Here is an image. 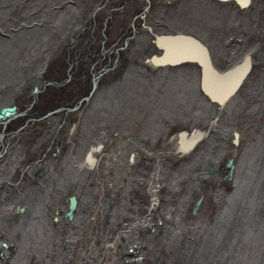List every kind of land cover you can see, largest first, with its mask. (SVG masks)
<instances>
[{
  "label": "bare ground",
  "instance_id": "6f19581e",
  "mask_svg": "<svg viewBox=\"0 0 264 264\" xmlns=\"http://www.w3.org/2000/svg\"><path fill=\"white\" fill-rule=\"evenodd\" d=\"M65 1L43 0L40 3L44 11H53L51 13H54L55 19L60 22L62 20V23L65 22L63 16L69 15L71 20L68 23V32L62 38L59 37L61 40L56 41V44L49 49L50 51L44 58L47 63L42 64L43 67L40 71L37 69L38 71L34 77H31V74L30 76L26 75L9 82L10 85L0 87V106L15 105L19 112L21 108L34 101L39 102V107H43L49 101L57 99L64 105L72 104L71 98L63 100L60 95H56L59 87L54 89V87L49 88L47 86L54 79V72L56 70H66L68 67L72 70L76 69L74 87L77 94L73 98L74 102L78 100V97L82 95V91L88 86V79L91 73L94 72V70L90 71L89 68L95 64L93 61L95 59L99 61L96 69L101 70L108 65L101 60L102 56L117 58L115 59V66H112L99 80L98 86L87 100L80 117L78 112L71 111L63 119L61 114L51 113L49 108L46 118L29 123L27 126L22 123L24 127L18 131H16L17 128L21 126L20 116L0 122V148H2V150L0 149V187L3 183L6 184L2 187L3 190L0 188V241L6 242L9 246L13 245V249L4 254L10 256L5 261L10 258L8 260L10 264H34L33 261L35 259L37 261L39 256L38 261L43 262V259H48L46 262L50 264H76L77 260L85 256L82 248L85 247L87 240H90L85 236L93 227L97 212L100 213L101 218L97 219L99 234L93 247L91 264H101L107 253L112 251L110 249L112 245H114L115 255L113 264L123 263L122 260L129 257V252L134 253L132 256L138 255L140 257L143 256V252L147 253L149 259L154 258L152 261L146 260L149 264H216L217 262L222 264V260L225 262L227 259L232 260L236 256L242 255L245 251L243 249L246 248L244 247L245 243L248 246L247 251L244 252L246 253L245 258H249V255H252L250 251L253 248L248 244L249 232L264 224V220H261L262 217L259 216L261 211L256 214L259 210L249 209L250 207H247V209H241V206L234 208L235 205H238L236 200L233 201L230 195L227 194L226 189L218 185V181H212V178L211 180L208 178V175L205 174L207 170L204 174L200 173L199 170H195L202 165L200 162L205 157L201 159L200 157L203 154L209 158V161L215 162L218 161V157L221 155L220 152H222L223 156L226 154L229 156L230 154V158L233 157L234 187H244L254 173L258 175L259 172L257 173L256 170L261 165H258L259 162L262 160V164H264L262 141L255 139L257 134L264 137V61L262 64L254 65V62H251V58H249L245 60L244 64L237 66L231 73H228L226 68L212 67L214 59L212 60L211 55L209 56L210 53L208 54L201 44L199 45L198 37L194 40L195 42L188 39L187 36L177 39L164 37L161 39L158 31H162L165 27L155 23V19H152L153 23L150 22L151 16L147 18V14H151L149 11L160 1L165 2L166 0H77L69 3ZM172 1L178 3L174 6L175 9H178L174 26L178 25L187 32H195L200 37L203 36L202 38L216 44L219 50L227 48L220 45L216 32L207 31V28L202 27V21H205L206 27H210L216 17L214 15L211 17L202 15L203 12H209L204 9L205 5L199 4L196 7L191 5L187 6L186 10H181L186 2L193 0ZM239 1L245 6L246 0ZM200 2L210 3L211 0H200ZM65 5L74 8V11L58 15V11L55 9H62ZM195 9L199 12H193ZM245 11L240 15L244 19L247 17ZM139 17L138 27L134 24ZM146 18L149 23L145 24ZM252 20L250 22L247 18L245 22L250 28L255 25ZM21 24H19V27ZM141 25L143 28H141ZM146 25L149 30L158 35L151 37L148 29L142 31ZM176 28L178 29V27ZM133 33L134 38L130 40L128 35ZM226 34L228 33L226 32ZM239 37L245 39L247 34L241 32ZM237 39L238 35H233V40H231V35H228V49L225 54L226 58L230 60L229 62L239 61L244 57L245 52L240 57L241 53L236 54L235 47L241 45L236 44ZM152 40L154 46L148 49V52H144L143 49L141 51L142 46L149 45ZM242 46L237 49L238 52L245 49L246 46ZM103 48L109 50L107 52L109 55L102 51ZM161 54H163L161 57L162 64L175 62L172 67H169L170 65L159 66L153 64L152 58ZM214 55L217 58L219 57L222 63L220 54L215 53ZM234 57L235 59H233ZM186 59L194 61L183 62ZM229 62L222 64L225 65ZM6 63L9 62L6 61ZM250 66L254 67L250 75V77H253L251 84H248L249 80L244 84H238L240 80H243L245 74L250 71ZM202 75L205 80V89L218 100L217 103L207 100L205 93L201 91L198 79ZM0 76L2 77V75ZM152 81L157 83L158 88L153 86ZM72 86L70 83L69 87H66L67 97H69L68 93ZM148 86L151 95L147 93L142 95V89L145 87L147 89ZM164 86H167V94L157 95L158 91H163ZM35 87L42 89L40 101L32 96ZM235 87L233 95L227 96ZM47 94L52 97L49 101ZM144 96L147 98H144ZM136 97L137 101L131 106L132 113L124 114L122 108L126 105L124 104L125 99L133 100ZM222 100L224 101L222 102ZM196 102L199 104L194 108ZM157 109H161L159 110L161 114L157 113ZM164 110L167 112L165 111V113ZM155 118H158V120H155ZM77 121L78 124L72 129L71 133L68 129ZM4 126L5 130L3 132L2 128ZM191 128L194 132L202 130L205 133V138L202 140L203 142H199L190 155L179 159L170 156L163 161H151L148 152L152 148L160 149L164 147L163 145L167 142V139L175 131H183L191 135ZM225 132L228 133L227 136L231 140L234 132L239 135L237 146L231 144L228 146L229 139L225 136ZM101 135H103L102 138ZM64 137H68L69 140L64 142ZM123 137H125L124 141ZM174 142H177V140H174ZM209 142H213V146L207 145ZM215 142H218V146L217 143L214 145ZM120 143L129 145L123 149L121 148L122 151L116 159L115 169H109V166L113 163L112 160H110L108 167L102 165L99 172L84 165L87 161L88 151L93 152V158L99 161L105 159L104 154L111 148L118 147ZM133 143L135 147L131 145ZM142 145L143 147H141ZM200 148L202 149L201 153H199ZM137 149L145 150H142L141 155L136 159H134L135 154L131 155L135 162L134 165H130L125 161V156ZM185 160L192 163V165H187L190 167L187 176L193 184L195 183L194 191H191V186L185 179L187 168H178V166L185 163ZM160 163H164L161 169V180H159V185L156 188L152 187L151 189L152 194L158 201V204L154 206L148 203L150 197H148L145 186H142V184L144 179L155 171L153 169L156 166L159 168L158 164ZM37 169L40 170L37 171ZM34 171H37L36 175L38 176L35 177ZM42 171L43 173H41ZM111 172L112 175H110ZM217 174H219L217 177L220 178L222 172L220 171ZM29 177H32V179L30 180ZM202 178H204L203 182ZM185 181L186 185L184 184ZM93 183L100 185L101 188L96 187L98 190L93 191ZM137 187L139 188L135 189ZM118 188H122V192L125 193L121 196L124 200L119 202L125 205L124 208L119 207L124 211L119 218L111 216L110 211L104 208L101 211V205L99 206L97 202L100 199L99 203L102 204L106 196L119 195V192L116 191ZM185 188H188V190L183 192ZM69 189H71L70 194L73 193L78 199L77 208L73 213L74 218L66 225L61 224L56 228L58 236L54 237L49 234L45 238V234H48L49 231L43 223H49L53 210L57 213L60 209L59 204H55L54 200L57 203L62 202L63 198L67 197L66 193ZM190 192H193L192 197ZM198 192H204L206 195L205 203L210 209L207 206L201 208L195 215L196 218L190 220L191 224L186 220V223L180 227L177 223L164 227L161 222L164 219L166 222L176 220L177 217L173 215L180 208L184 207L185 211L191 214L192 206L200 194ZM242 193L244 194V192ZM80 195L82 196V203L80 202ZM163 197L167 199L164 200ZM39 201L46 205L45 211L49 209L48 214L43 212L38 215V212L32 210L31 207L27 209V206L36 205ZM8 202H12L14 205L5 209L4 205ZM15 205H17L19 211L21 209L19 206L26 207L25 214H23L24 212L17 213L18 215L23 214L20 218L13 216L12 211ZM147 207L153 210L147 212ZM144 208L146 209L145 214L143 213ZM9 209L12 211H9ZM137 209L138 212L134 211ZM126 212L132 213V216H127ZM147 214L155 216L150 218ZM85 220H87V223ZM218 221H221L220 225L217 224ZM9 224L12 225L13 232L11 233L13 234L3 231V226ZM233 224H236V226L230 228L229 226ZM200 225L205 227H200ZM238 226L237 233L232 235L231 231ZM85 227L88 228L83 232ZM148 227L154 229L153 234V230L147 229ZM179 228H182L183 235H188V239L181 237ZM17 229H21V233H18ZM225 231L228 232L229 237L222 240ZM219 233L221 241L218 239ZM37 236H40L41 242L39 244L35 241ZM24 240L28 243H25ZM153 240L155 242V254L153 251H147L150 250L148 245H152ZM125 241L127 244L123 245ZM227 241L230 246L232 244L234 246L244 244L243 247L237 248L236 253H231L233 248L227 249L225 247ZM22 243L29 248L26 249V253L23 255L18 254L21 249L22 251L25 250L24 247L21 248ZM215 252L219 256L217 262L212 259ZM56 256L57 260H55ZM68 258L69 262H67ZM2 260L4 261V259ZM259 260L260 263L264 264V250ZM259 260L256 264H259ZM124 262L131 264L129 260ZM139 262L141 263V261ZM227 263L229 262L227 261ZM132 264L137 263L133 262Z\"/></svg>",
  "mask_w": 264,
  "mask_h": 264
},
{
  "label": "rangeland",
  "instance_id": "374dc122",
  "mask_svg": "<svg viewBox=\"0 0 264 264\" xmlns=\"http://www.w3.org/2000/svg\"><path fill=\"white\" fill-rule=\"evenodd\" d=\"M30 1V2H28ZM40 1V2H39ZM69 2H75L77 0H66ZM65 1V2H66ZM41 2H43V0H0V33L2 32V34H0V75H2V77L0 76V87L3 86V85H10L11 81H14L17 80L18 78L20 77H25L26 75H29L30 74L32 75L31 77H34L36 75V72L39 70H41V68L43 67L44 63H47V61L45 62L44 58L46 56V54L50 51L49 49L51 47H53L55 44H56V41H60L62 38V36L68 32V23H70V18H69V15L66 14L64 15L66 12L68 11H74V8H70V7H67V5H65L62 9L61 8H56L55 10L58 11L57 14L58 15H64L63 18L65 19V22L62 23V20L61 22L59 20H56L55 19V16H54V13H51L53 11H44V8L41 7ZM3 5V6H2ZM26 7V8H25ZM10 8V9H9ZM8 9V10H7ZM15 9V10H14ZM33 9V10H32ZM41 9V10H40ZM24 10V11H23ZM54 10V11H55ZM5 11V12H4ZM16 11V12H15ZM19 11V12H18ZM40 11V12H39ZM24 12V13H23ZM13 13V14H12ZM23 14V16H22ZM35 15V16H34ZM44 15V16H43ZM26 16V18H25ZM34 17V18H33ZM7 19V20H5ZM20 19V20H19ZM27 19V20H26ZM34 19V20H33ZM36 19V20H35ZM40 19V20H39ZM48 19V20H47ZM140 20V17L138 18ZM138 20V21H139ZM9 21V22H8ZM24 23H23V22ZM5 22V23H4ZM18 22V23H17ZM26 22V23H25ZM33 22V23H32ZM22 23V24H21ZM46 23V24H45ZM18 24V25H17ZM19 24H21V26L19 27ZM29 24V25H28ZM31 24V25H30ZM44 24V25H43ZM11 25V26H10ZM17 25V26H16ZM25 26V27H24ZM43 26V27H42ZM8 28V29H6ZM40 31V32H39ZM14 32V33H13ZM25 32V33H24ZM47 35H46V34ZM53 33V34H52ZM58 33V34H57ZM5 34V35H4ZM35 34V35H34ZM43 34V35H42ZM180 33H177V34H174V33H169V34H165V35H161V36H175V35H178ZM186 34V33H184ZM59 35V36H58ZM21 36V37H20ZM36 36V37H35ZM47 36V37H46ZM160 36V37H161ZM51 37V38H50ZM60 37V38H59ZM21 38V39H20ZM89 38V37H88ZM54 39V40H53ZM57 39V40H56ZM6 40V41H5ZM32 41V42H31ZM42 41V42H41ZM55 41V42H54ZM45 42V43H44ZM47 42V43H46ZM36 43V44H35ZM39 46V47H38ZM6 47V49H5ZM9 48V49H8ZM143 47L141 48V51H142ZM148 47L144 48L143 51L144 52H148ZM3 50V51H2ZM45 50V52H44ZM23 51V52H22ZM37 51V52H36ZM25 52V53H24ZM103 52H105L107 54V52H109V50H103ZM3 53V54H2ZM14 53V54H13ZM33 53V54H32ZM31 54V55H30ZM42 54V55H41ZM2 55V56H1ZM23 55V56H22ZM109 55V54H107ZM163 54L161 55H158V58L162 57ZM33 56V57H32ZM10 57V58H9ZM3 58V59H2ZM21 58V59H20ZM33 58V59H32ZM36 58V60H35ZM47 58V57H46ZM7 59V60H6ZM25 59V60H24ZM17 60V61H16ZM9 62V63H6ZM21 61V62H20ZM32 62V63H31ZM147 62V61H146ZM23 63V64H22ZM11 64V65H10ZM25 64V65H24ZM30 64V66H29ZM38 64V65H37ZM43 64V65H42ZM9 65V66H8ZM22 65V66H21ZM169 65L168 64H165V65H161V66H167ZM37 66V67H36ZM41 66V67H40ZM4 67V68H3ZM92 67V65H91ZM17 68V69H16ZM90 68V67H89ZM12 69V70H10ZM16 69V70H15ZM38 69V70H37ZM4 74H3V73ZM55 73V72H54ZM162 73V72H161ZM159 73V74H161ZM9 75V77H8ZM12 75V76H11ZM4 76V77H3ZM15 76V77H13ZM6 77V78H5ZM12 78V79H11ZM201 76L199 77L198 81L200 80ZM47 81V80H46ZM153 83V81L151 82ZM153 86H155V88H158L157 87V83H153ZM5 87V86H4ZM34 90V89H33ZM32 90V91H33ZM31 91V92H32ZM75 92V91H74ZM161 91H158L157 92V95H163V94H167V86H164L163 87V91L160 93ZM149 94L151 95L150 93V87L148 86L147 89L146 87L144 89H142V95H145V94ZM31 95V94H30ZM181 97V96H180ZM128 98V97H127ZM144 98H147L146 96H144ZM134 101V102H133ZM135 101H137V97L134 98L133 100L132 99H125L124 101V105L123 108H122V112L124 114H128V113H132V109H131V106L133 105V103H135ZM198 102H196L194 104V108H196L198 106ZM4 106H9V105H4ZM1 107V106H0ZM130 107V108H129ZM129 108V109H128ZM264 109V108H263ZM130 110V111H129ZM157 113L161 114L159 112V110L161 109H157ZM170 110V108H169ZM166 110H164L165 112ZM264 111V110H263ZM126 112V113H125ZM167 112V111H166ZM165 112V113H166ZM74 116V114H73ZM75 119V118H74ZM153 120V118H152ZM155 120H158V118H155ZM67 123V122H66ZM25 124V123H24ZM192 129V128H191ZM191 132H193L194 130H190ZM178 132V133H177ZM180 134L182 132L180 131H175L174 134ZM200 133H204L202 130H200ZM205 134V133H204ZM220 134V133H218ZM103 135H101V138H102ZM218 137V135H216ZM205 138V136L203 137V139ZM69 138L68 137H64V142L68 141ZM125 140V137H123V141ZM109 141V140H108ZM107 141V142H108ZM168 142V140H167ZM167 142L163 145L164 147L158 149V150H155V151H158L159 154H158V158L160 159L161 157H163L164 155L166 154H162L161 152L166 148L167 146ZM232 143V141H230ZM201 143V142H200ZM213 142H209L207 145H210V146H213L212 144ZM217 143V146H218V142H215L214 145H216ZM230 145V143H229ZM143 147V145L141 146ZM170 147H171V151L173 152L174 151V147L172 146V144H170ZM209 147V146H208ZM143 151L145 149H142ZM142 150H135L133 153H128V155L125 156V161L127 163H130L134 165V159H136V157H138L139 155H141L140 153L142 152ZM169 151V152H168ZM263 151V150H262ZM202 152V149L200 148L199 149V153ZM166 153L168 154H172L170 152V150H167ZM221 155H219L218 157V161H209V158L206 157L204 154L200 157L201 158H204V160L202 162H200V166H198L196 168L195 171H198L201 173H205L206 170L207 172L205 173L206 175H208V178L211 180L212 178V181H218V185H220L222 188H225L226 191L228 192L227 194L230 195V197L234 200H236V203L238 205H235L234 208H238L239 206H241L240 208L243 209H247V207L249 209L253 208L252 210H259L258 212H260V217L261 220H264V164H262V160L259 162L258 165L259 168L257 167V173H254L252 177L249 178V182L247 181L246 185L244 187H240V188H237V187H234V179H235V176H233L232 174H228L229 173V170L231 169L229 166H228V162L229 160L231 159L230 158V154L229 156L226 154V155H222V152H220ZM135 154V157L133 159V157L131 155H134ZM190 155V154H189ZM221 156V157H220ZM186 159V158H185ZM196 159V158H195ZM211 160H212V156H211ZM224 160V161H223ZM117 160L113 161V163H111V165L109 166V169L113 170L115 169V163H116ZM160 162V161H159ZM185 163L181 164L180 166H178V168H181V169H186L187 168V171L185 173V179H187L186 181L189 183V185L191 186V191H194L195 189V183L193 184L192 181L189 180V177L187 176V174L189 173L190 171V167L187 166L188 164L189 165H192L191 162L189 161H184ZM210 163V164H209ZM39 165V164H38ZM186 165V166H185ZM218 165V168H216V171L214 170V172H212V169H215V166ZM159 166V169L161 170L164 166V163H160L158 164ZM175 167V166H174ZM81 168V167H80ZM85 168V167H84ZM189 168V169H188ZM35 170V169H34ZM39 169H37L38 171ZM155 170V169H153ZM36 171V172H37ZM44 171V170H43ZM43 171L41 173H43ZM222 172V175H220L221 177H217L219 174V172ZM34 171V174H35V177L38 176L36 175V173ZM154 172V171H153ZM262 174V175H261ZM110 175H112V172L110 173ZM152 175V174H151ZM150 175V176H151ZM229 175V176H227ZM260 175V177H259ZM146 177L144 179V183L142 184V186H145L146 187V181L148 180V178L150 177ZM210 176V177H209ZM227 176V177H225ZM187 177V178H186ZM225 177V178H224ZM259 177V178H258ZM258 180H255L257 179ZM29 179L31 180L32 177H29ZM198 179V178H197ZM203 179L202 178V182H203ZM130 180V179H129ZM186 181L184 182V184L186 185ZM131 182V180H130ZM192 182V183H191ZM252 182V183H251ZM10 184V183H8ZM222 184V185H221ZM227 184V185H226ZM4 185H6L5 183L2 184V186L0 188H2ZM93 185V191L97 188H101L100 185L98 184H92ZM137 186V185H136ZM226 186V187H225ZM97 187V188H96ZM152 187L153 188H156V186L154 184H152ZM194 187V188H193ZM139 187L135 188V189H138ZM173 188L175 189V187L173 186ZM252 188V189H251ZM119 189V191H118ZM117 191L119 192L118 194L119 195H108L106 196L105 198V201L103 203H108L110 202V208L108 209L110 211V214L111 216H114V217H117L119 218V216L123 215V210L120 209L119 207H122L124 208L125 205L122 204V203H119V202H122L124 200L123 195H125V193L122 192V188H118ZM236 189V190H235ZM3 190V188L1 189ZM71 189L68 190V192L66 193L67 197L66 198H63V201L60 202V209L58 210L59 212L55 213L54 210H53V213H52V216H51V219L49 221L48 224H44V225H47L45 226L49 233L46 234L44 237L47 238V236L49 234H52L54 237L57 235L58 236V232L56 230V228L58 226H60L61 224H64L66 225L67 223H69V219L66 218V213L69 211V208H70V197L71 195L73 194H70ZM98 190V189H97ZM185 190H188V188H185L183 190V192H185ZM219 190V189H218ZM124 191V190H123ZM242 192H244V194L246 193V195H244ZM136 193V192H135ZM191 193V197L193 196L192 193L193 192H190ZM200 193V192H198ZM197 193V194H198ZM174 194V193H173ZM100 195V193H99ZM253 195V196H252ZM101 196V195H100ZM119 196V197H118ZM241 196V197H240ZM244 199H243V197ZM252 196V197H251ZM166 197V196H165ZM164 198L167 199V198ZM248 197V198H247ZM239 198V199H238ZM250 198V199H249ZM258 200H256V199ZM66 199V200H65ZM150 199V198H149ZM169 199V198H168ZM54 200V199H53ZM222 200V199H221ZM244 202H243V201ZM249 200V201H248ZM55 201V202H54ZM53 202L55 204H59L56 202V200H54ZM82 196L80 195V202L82 203ZM100 199L97 200L99 206L101 205L102 207V204L99 203ZM170 201V199H169ZM179 201V200H178ZM80 203V204H81ZM171 203V202H170ZM253 203V204H252ZM67 204V205H66ZM207 203H204V206H202L201 208H205V206ZM212 204V203H210ZM14 204H12V202H8V204H5L4 207L5 209H8L9 207L13 206ZM45 204L42 203V202H38V204L36 205H31V209L38 212L37 214L38 215H41L43 212H46V214H48L49 212V209H46V205L44 206ZM16 206V205H15ZM112 206V207H111ZM164 206V205H163ZM237 206V207H236ZM245 206V207H244ZM257 208H256V207ZM17 207V206H16ZM29 207V208H30ZM40 207V208H39ZM208 207V206H207ZM43 208V209H42ZM48 208L52 209V207H49ZM143 208V207H142ZM212 208V207H211ZM239 208V209H240ZM263 208V209H262ZM11 209V208H10ZM9 211H12L10 210ZM104 209H106L104 207ZM152 208H148L147 207V212H150ZM208 209H210V207H208ZM261 209V210H260ZM145 208H144V211L143 213L145 214ZM153 210V209H152ZM186 209H184V207L177 212V213H174L173 216H176L177 219L176 220H172L170 222H166L165 219L163 220V222H161L163 224L164 227H168L170 225H172L173 223H177L178 227L182 226L184 223H186L185 221H189V223L191 224L192 222L190 220H192V214H188L187 211H185ZM42 211V212H41ZM48 211V212H47ZM134 211H139L138 209L137 210H134ZM41 212V213H40ZM13 213V216L17 217V218H20L22 217L23 214H25V212L22 214V215H18L14 210L12 211ZM55 213V214H54ZM127 213V216H132V213H129V212H126ZM45 214V216H46ZM57 215V216H56ZM91 215V214H90ZM148 217H152V216H155V215H150V214H147ZM2 218V217H1ZM193 218H196L195 216ZM15 220V218H13ZM179 219H181V221H179ZM67 220V221H66ZM87 220H88V217H87ZM87 220L86 223H87ZM183 221V222H182ZM51 222V223H50ZM166 222V223H165ZM218 224V223H217ZM262 224V223H261ZM50 225V226H49ZM141 225V224H140ZM86 226V225H85ZM218 226V225H217ZM9 225H4L3 226V231L4 232H7L6 230H9ZM52 227V228H51ZM200 227H205L204 225H200ZM88 228V227H87ZM87 228L85 227L84 231L85 232L87 230ZM147 229H150V230H153L151 227H148ZM181 229L182 228H179V232L181 233V237L182 238H185V239H188V235H183V233L181 232ZM21 229H17V232L18 233H21L20 231ZM172 231H176V230H172ZM26 232V231H24ZM154 233V231L152 232V234ZM10 234H13L10 232ZM146 234H148V232H146ZM74 235V233H73ZM156 236H158L157 234H155ZM76 236V234L74 235ZM163 236V235H161ZM249 242L248 240H246V242H248L249 246L250 247H253L250 251V254L252 255H248L250 256L249 258H245L246 256V252L247 251V247L245 243L244 248L243 250V254L240 255L239 257L236 256V258L233 260H225V262H223V260L221 261L222 264H238V261H239V264H251V263H257V260H259L262 256V251L264 250V224L260 227H258L257 229L249 232ZM259 237V238H258ZM252 240H251V239ZM5 243L4 241H0V260L3 262L2 259H5L9 256V255H4L6 252H9L13 249V245L7 247V245L5 246ZM154 240L152 241V245H148V247L150 248V250H147L148 252L149 251H153V253L155 254V245H154ZM259 243V244H258ZM23 244V243H22ZM126 245V241L125 243H123V245ZM225 244V243H224ZM244 244V243H243ZM243 244L241 245L243 247ZM261 245V246H260ZM64 246V245H63ZM236 246V245H235ZM233 244L232 246H230L229 242L227 241V243L225 244V247H227V249L229 248H233L232 249V252L231 253H236V251L238 250L237 248L238 247H241L240 245L239 246H236L235 247ZM137 248V247H135ZM9 249V250H8ZM260 249V250H259ZM28 250V249H27ZM26 249L24 251H22V249L18 252V254H25L26 252ZM129 252V251H128ZM242 252V251H241ZM130 255L129 257L127 258H124L123 260L124 261H127L129 260V262L131 261V264L133 262L139 264L141 261L140 264H149L147 263V259H149V255L145 252H143V256L142 257H139L138 255L136 256H132L134 253L133 252H129ZM254 253V254H253ZM217 258H216V256ZM214 254V257L212 256V259L214 262H217L218 260V254L217 252H215ZM36 255V254H35ZM232 255V254H231ZM132 256V257H131ZM5 257V258H4ZM235 257V256H234ZM139 258H141L139 260ZM146 258V259H145ZM215 258V259H214ZM252 258H253V261H252ZM10 258H8L9 260ZM152 259L154 258H151L149 260L152 261ZM251 259V260H250ZM7 260V261H8ZM39 260V256L37 258V261L36 259L33 261V263L35 264H50V263H47L46 261L48 259H43V262L41 261H38ZM55 260H57V256L55 258ZM122 260L123 263L121 264H127V262L125 263L124 261ZM54 261V260H53ZM227 261L229 263H227ZM46 262V263H45ZM67 262H69V258L67 259ZM144 262V263H143ZM235 262V263H234ZM1 264V262H0ZM218 264V262L216 263ZM221 264V263H220ZM259 264H262L260 263V260H259Z\"/></svg>",
  "mask_w": 264,
  "mask_h": 264
},
{
  "label": "water",
  "instance_id": "95a60500",
  "mask_svg": "<svg viewBox=\"0 0 264 264\" xmlns=\"http://www.w3.org/2000/svg\"><path fill=\"white\" fill-rule=\"evenodd\" d=\"M143 16H142V18H143ZM138 20H137V22L134 25L135 26L138 25V27H139ZM128 36H129V38L131 40L132 38H134V33L132 35H128ZM184 36L185 37L187 36V38L190 39V40H192V41L195 40V38L191 37L187 33L186 34H178V35H175V36H171V35H169V36H161L160 38L163 39V37H164V38H169V39H177V38H183ZM199 45H200V42H199ZM103 50H104V48L102 49V51ZM146 50H148V49H146ZM115 59L114 58H111V56H108V57L102 56V59L101 60L104 61L105 63H107L108 65H107L106 68H102L101 70H97L96 69V66L99 63V61H96V59L93 61L95 64L92 65V67L90 66V71L94 70V72L91 73V75H90V77L88 79V86L86 87V89H84L82 91V95L78 97V100L77 101H74V102H73V98H75L76 97V94H77V92L75 91V87H74V85L76 83V81L74 80L75 79V71H76V69L75 70H72V68L70 69V67H68L66 70L65 69L64 70H56V72L53 75L54 76L53 77L54 79L52 81H50L47 86L49 88L54 87V89H56V87H59L58 88V92L56 93V95H58V96L60 95V97H62L63 100H67L68 98H71L72 104L64 105V104H62V102L59 99L49 101V99H52V97H51L50 94H47V98H48V101L49 102H48V104H46L43 107L42 106L39 107L38 106V103L39 102H35V101L32 102V103H30L27 106H24V108H21V111H19V112H18L17 107L15 105H13V106H2V107H0V122L1 121H4V120H12V119H14L17 116H20V125L21 126L17 128L16 131H18L22 127L27 126L29 123H33V122H36L37 120L46 118L48 116L47 110L49 108H50V112L51 113L61 114L62 117H63V119H65L66 116H67V114L69 112H71V111L78 112L79 113V117H80L81 114H82V112H83V108L86 105L87 100L90 98V95L93 94L92 92L95 91L96 87L98 86L99 80L102 79L103 75L109 69H111L112 66H115ZM184 61H194V60L186 59ZM152 62L155 65H159V66L162 65L161 57L158 58V57L154 56L152 58ZM168 63L170 65L169 67H172V65L175 62H167L165 64H168ZM75 67H76V65H75ZM204 81L205 80H203V84L200 87L201 88V91H203L204 93H206L205 95H206L207 100H211L213 103H217L218 100L216 98H214L205 89ZM70 83L73 86L70 88V92L68 93V96L69 97H67V94H66L65 91H66V87L68 88L69 85H70ZM198 83H199V81H198ZM56 84H58V85H56ZM234 89H232L228 93V95H231L233 93ZM84 92H86V93L84 94ZM32 94H33L32 96H34V98H38L39 101H40V97L42 95V89H40L39 87H35V89H34V91H33ZM49 97H51V98H49ZM224 100H226V99H224ZM224 100H222V102ZM219 102H221V101H219ZM78 121L72 125V127L70 129V132L78 124ZM22 123H23L24 126L22 125ZM2 129H3V132H4L5 126ZM204 136H205V134L204 133H200V131H195V132L193 131L191 135H188L187 132H182L180 134H174L173 135L172 142H174V140H177V147L174 148V151L172 152L171 156H174L177 159H179L181 157H186L187 155H189L190 153H192L194 151V149L197 147V145L199 144V142H201L203 140V137ZM255 139L261 140L262 141V144H263V147H264V137H262L261 135H258L257 134V136L255 137ZM238 143H239V135L236 132H234L233 138H232V144L231 145H236L237 146ZM175 145H176V143H175ZM105 156H106L105 159H101L99 161H96L93 158V152L91 153V151H88L87 161H86V163H84V165L87 168H89V169H92V170L96 169V172H99V170H100V168H101L102 165H104V167H107L108 166L111 157L113 159H117L118 152L115 153L114 155H111V154L106 155L105 154ZM228 166L231 168L229 170V173L228 174H232V169H234L233 157L229 160ZM214 170L215 169H212V172H214ZM227 176H229V175H227ZM227 176H225V177H227ZM259 177H260V175H259ZM258 178L255 179V180H258ZM153 184L157 187L159 185V180L156 179L153 182ZM116 191H117V189H116ZM118 191H119V189H118ZM69 201H70V208H69V211L66 213V218H68L69 220H72L74 218L73 213L76 210L77 205H78L77 196L73 194V196L70 197ZM205 201H206V195L204 194V192H202V193H200L197 196V199H196V201L194 202V204L192 206V209H191L192 218L200 211L201 207L204 206ZM153 202H154L153 205L155 206V203L157 202V200H154ZM109 203L110 202H108L107 204L106 203H102V207H100V210L102 211L104 207L106 208V210H108L110 208V204ZM29 207L30 206H27V209ZM19 208H21L20 211L18 209H16V211H15L16 213H22V212H25V210H26V207L25 208H22V207L19 206ZM254 213L255 212L253 211V214ZM258 213L259 212H256V214H258ZM99 218H101L100 217V213L97 212V217L94 218V220L96 219L95 222H94V225L91 228V230L89 231V233L86 234V236H85V237H88L90 239L89 241L87 240V243H86L85 247L82 248V252L85 253V256L82 257L80 260H77L76 261V264H91L92 263L93 247L96 244V241L98 239V234H99V227H98V223H97V219H99ZM220 222L221 221H218V224ZM43 224H48V223L44 222ZM9 226H10L9 227V230L7 232H13L12 225L9 224ZM45 226H47V225H45ZM234 226H236V224L230 225L229 227L230 228H233ZM238 229H239V226L237 228H235L234 230H232L231 231V234L233 235L234 233H237ZM39 237L38 236L35 237V241L38 244L41 242ZM226 237L227 238L229 237L227 231L224 232V235L222 237V240L223 239H226ZM218 239L221 241V235H220V233H219V238ZM24 242L25 243H28L25 240H24ZM6 245L8 246L7 243H5V246ZM87 245H89V246H87ZM22 247H24L23 249H29L28 246L26 244H24V243L22 244L21 248ZM113 248H114V245H112V247H110V249H112V251L110 253H107L105 260L101 264H113L114 263L115 255H114ZM18 250H19V248H18ZM0 262H1V264H10L9 261H3L2 262L0 260ZM11 263H12V261H11Z\"/></svg>",
  "mask_w": 264,
  "mask_h": 264
},
{
  "label": "flooded vegetation",
  "instance_id": "af4514ba",
  "mask_svg": "<svg viewBox=\"0 0 264 264\" xmlns=\"http://www.w3.org/2000/svg\"><path fill=\"white\" fill-rule=\"evenodd\" d=\"M197 1V2H196ZM196 1H190V2H186V4L183 5V7H181V10H186L187 6H193V7H196V6H199L200 5H205V10H208L209 12H203L202 15H206L208 17H211L212 15L216 16L215 17V21L213 22V24L211 23L210 24V27H206L205 25V21H202L201 24H202V27L203 28H207L206 30L207 31H210V32H216V35L217 37L219 38L220 40V45H222V47H227L226 49L223 48L222 50H219L218 49V46L216 44H214L213 42L211 41H208L204 38H202L203 36H199L197 35L195 32H187L185 31L184 29H181L178 25H175L174 26V20H175V17L178 15V9H175L176 6L178 3H174L172 0H166L165 2H161L159 4H157L155 7H153L149 13L151 14H147V18L149 16H151V20L150 22L152 21L153 23V20L155 21V23H159L158 25L159 26H163L165 27L164 29H162V31H158L159 35H163V34H169V33H187L189 34L191 37L197 39L196 37L199 38V42L202 46V48L204 50H206V52L209 54V56L211 57V59L213 60V65L212 67L213 68H216L218 66L219 69H225L226 68V71L228 73H231L235 68H237V66H240L242 64L245 63V60L251 58V62H254V65H259V64H262L263 61H264V0H246V3H245V6L242 5V3L239 1V0H211V2H205V3H201L200 0H196ZM214 5H212V4ZM216 4V5H215ZM257 4V5H256ZM261 4V5H260ZM165 5V6H164ZM236 7V8H234ZM256 7V8H255ZM259 8V9H258ZM174 9V10H173ZM238 9V10H237ZM263 9V10H262ZM173 10V11H172ZM246 10V11H245ZM246 12V15L247 17L244 19L242 18L240 15L241 13L243 12ZM173 13V14H170V13ZM193 12H199V10L195 9L193 10ZM237 12V13H236ZM262 12V13H261ZM253 13V14H252ZM199 14V13H198ZM211 14V15H210ZM251 14V15H250ZM256 14V15H255ZM156 17H155V16ZM162 15V16H161ZM171 15H172V18H171ZM196 15V14H195ZM201 15V14H200ZM168 16V17H167ZM257 17V18H256ZM147 18H146V22L145 24L148 22L147 21ZM247 18L249 19V21L251 22V20L255 23L254 27L253 28H250L249 26H247V24L245 23ZM256 18V19H255ZM153 19V20H152ZM158 20V21H157ZM226 20V21H225ZM137 20H135V23H136ZM224 21V22H223ZM229 24H228V22ZM259 21V22H258ZM261 21V22H260ZM216 22V23H215ZM219 22V23H218ZM223 22V24H222ZM242 22V23H241ZM149 23V22H148ZM218 23V24H217ZM227 23V24H226ZM241 25H240V24ZM225 25V26H224ZM236 25V26H235ZM172 26V27H171ZM228 26V27H227ZM178 27V29L176 28ZM225 27V28H224ZM227 27V28H226ZM232 27V29H231ZM141 28H143V26L141 25ZM230 28V29H229ZM234 28V29H233ZM147 25L144 27V29L142 31H145L147 30ZM225 29V30H224ZM149 30V29H148ZM165 30V31H164ZM237 30V31H236ZM247 30V31H246ZM252 30V31H250ZM184 31V32H183ZM150 34H151V37H156L158 34L152 32V30H149ZM222 32V33H221ZM226 32L228 34H226ZM241 32H243V34H247V37L245 39H241L239 36H241ZM246 32V33H245ZM228 35H231V40H233V35H238V39L236 41V44H241L239 45L238 47H235V50H236V54H239V57L242 55V53H244V57L241 59V60H235L234 62H229L230 60L228 58H226V54L225 52H227V49H228ZM253 36V37H251ZM250 41V42H249ZM246 46L245 49H243L242 52H238L237 49H240L241 46ZM260 45V46H258ZM149 46V47H148ZM153 45V40L151 41V43L149 45H143V49L148 47V49H151ZM216 46V48H215ZM242 46V47H243ZM219 51V52H218ZM215 53H218L220 54V58L222 59V63H226V62H229L227 64H222L219 60V57L217 58L216 55H214ZM254 54V55H253ZM238 57V58H239ZM216 59V60H215ZM225 59V60H224ZM235 59V57L233 58ZM232 59V60H233ZM184 62H191V61H184ZM199 65L200 63L197 62ZM217 63V64H216ZM222 65V66H221ZM216 66V67H215ZM253 66H250V71H248V73L245 74L243 80L239 81L238 84H244L246 83L248 80H249V83L248 84H251V80L253 77H250L251 73H252V70L254 69V67L252 68ZM218 69V70H219ZM203 70V69H202ZM221 71V70H219ZM246 77V78H245ZM250 77V79H249ZM204 76L202 75L200 80H199V84L200 86L203 84V79ZM247 79V80H246ZM243 82V83H242ZM236 89V87H235ZM234 89V91H235ZM233 91V93H234ZM203 92V91H202ZM204 93V92H203ZM233 93L231 95H233ZM206 94V93H205ZM206 96V95H205ZM229 96V95H228ZM71 128H69L68 130H70ZM183 132V131H181ZM226 133V137L227 139L228 136H227V132ZM234 134V133H233ZM174 135V133H173ZM172 135V136H173ZM172 136L169 137L167 140V146L166 148L164 149V151H162V153L166 154L164 155V157H162L161 159H159L157 156L159 154L158 151H155V150H158V149H155L153 150V148L148 152V156L149 158H151V161L155 160V161H163V160H166L168 157L171 156V154H168L166 153L167 150H170V152L172 153L171 151V147H170V144H173L172 146L174 148L177 147V142H172ZM172 138V139H171ZM231 139H229V143L232 144L230 142ZM232 141V140H231ZM203 142V141H202ZM176 143V145H175ZM122 145V146H121ZM129 144H126V143H120V145L116 148H111L107 153L106 155L108 154H111V155H114L115 153L118 152V156H120L121 154V151L122 149L127 146ZM133 147H135V144H131ZM230 146V145H228ZM122 148V149H121ZM2 150V148H0ZM56 154V152H55ZM168 155V156H167ZM105 156V154H104ZM166 156V157H165ZM106 158V156H105ZM155 158V159H154ZM164 158V159H163ZM112 161H115L116 159H113L111 157ZM154 162V161H153ZM108 167V166H107ZM216 168H218V165L215 166V171H216ZM185 172V170H184ZM159 173V174H158ZM151 174V173H150ZM149 174V175H150ZM160 176V177H159ZM161 177H162V174H161V170L156 166L155 167V171L152 173V175L148 178V180L146 181V187H145V192L147 193L148 197H150V204H154V200H156V197H154V195L152 194L151 192V189H152V184L153 182L157 179V180H161ZM222 178V177H221ZM20 194V193H18ZM151 195V196H149ZM73 195H71L72 197ZM153 202V203H152ZM158 204V201L155 203V205ZM60 205V203H59ZM17 206V205H16ZM14 206V211H16L17 207ZM25 208V207H23ZM154 231V229H153ZM140 257V256H139ZM140 259V258H139Z\"/></svg>",
  "mask_w": 264,
  "mask_h": 264
}]
</instances>
